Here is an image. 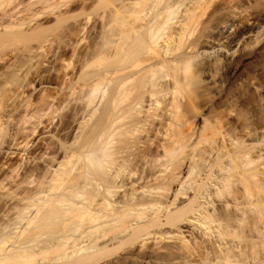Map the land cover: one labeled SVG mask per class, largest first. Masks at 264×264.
Segmentation results:
<instances>
[{"label": "bare ground", "instance_id": "1", "mask_svg": "<svg viewBox=\"0 0 264 264\" xmlns=\"http://www.w3.org/2000/svg\"><path fill=\"white\" fill-rule=\"evenodd\" d=\"M256 1L0 0V264H264L263 127L198 121Z\"/></svg>", "mask_w": 264, "mask_h": 264}, {"label": "rangeland", "instance_id": "2", "mask_svg": "<svg viewBox=\"0 0 264 264\" xmlns=\"http://www.w3.org/2000/svg\"><path fill=\"white\" fill-rule=\"evenodd\" d=\"M252 9L262 20L263 30L260 37L250 42L245 48L243 60L235 74L231 75L229 71V60L222 67L225 84L220 94L200 95V103L202 102L204 105L202 106L203 108L198 110V118L200 116L198 121L201 122L203 119L210 121L219 120L228 139H246L242 132L243 115H246L248 119H253L256 125L263 127L262 129L264 130V110L258 112L255 109V104L260 95L264 97V0L254 2ZM97 35H100L98 27L85 33L79 46V48H92L91 59H98L103 56L102 36L98 37ZM63 57L71 59L69 54H64ZM74 64L75 62L72 61V65ZM219 66L221 67L222 65L219 64ZM228 99H234V111L229 112V108L226 106ZM186 234L191 237L190 232H186ZM50 255L51 253L39 255L36 257L37 259L30 261L28 264L42 261L44 257L47 258ZM135 264L141 263L138 261Z\"/></svg>", "mask_w": 264, "mask_h": 264}]
</instances>
